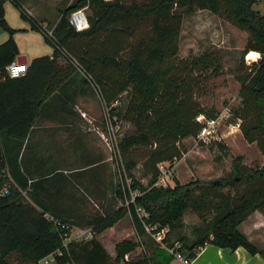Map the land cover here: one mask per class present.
Here are the masks:
<instances>
[{"label":"trees","instance_id":"obj_1","mask_svg":"<svg viewBox=\"0 0 264 264\" xmlns=\"http://www.w3.org/2000/svg\"><path fill=\"white\" fill-rule=\"evenodd\" d=\"M4 1L0 0V28L9 36L0 43V191L6 187L0 192V264H40L49 256V264H119L120 260L121 264H168L173 254L158 243H148L146 254L127 258L136 245L124 240L116 246L112 258L96 235L128 213L139 235L146 234L144 225L167 227L165 242L169 231L177 234L184 226L185 211L202 205L215 209L213 221L196 228L195 238L182 242V252H178L192 259L210 243L230 249L242 246L264 258V249L253 245L238 228L254 210L264 216V182L233 198L218 191L223 181L213 184L220 180L207 184L174 179L173 185L163 187L152 185L154 177L146 186L132 173L141 161L171 160L166 150L202 127L198 121L193 124L184 118L185 75L197 63L177 54L183 15L195 9L217 14L223 5H229L235 24L249 32L244 56L257 52L259 57L250 65L242 61L244 75L239 93L244 108L254 106L256 116L243 135L248 140L254 131L264 135V14L252 8L256 0H74L60 13L52 28L53 38L41 31L52 54L31 59L26 72L15 78L5 69L16 60L19 49L12 37L14 30L4 19ZM11 1L24 18L31 19V27L39 30L20 0ZM85 5L90 11V26L76 31L68 16ZM207 62V58L202 61ZM77 71L92 83L108 109L113 110V103L128 89L134 104L131 127L116 144L124 178L115 187V197L122 205L107 211L106 217L97 215L87 220L92 234L89 239L65 242L67 227L56 225L48 217L73 225L71 221L81 215L73 204L57 198L60 191L54 190L52 198L42 179L29 181L22 149L41 105L48 98V104L57 105ZM218 146L223 148L220 143ZM239 160L236 157L238 165L233 167L239 179L233 181L264 180V168L247 167ZM59 175L53 173L52 179ZM198 190L200 194L196 195ZM136 207H141L147 218L140 219Z\"/></svg>","mask_w":264,"mask_h":264},{"label":"rangeland","instance_id":"obj_2","mask_svg":"<svg viewBox=\"0 0 264 264\" xmlns=\"http://www.w3.org/2000/svg\"><path fill=\"white\" fill-rule=\"evenodd\" d=\"M73 1L20 0L19 2L26 15L33 18L37 25L41 24L46 29L52 30L60 13ZM130 1L127 0V2ZM83 7L89 14L87 5ZM252 8L264 14V0H256ZM3 10L4 19L14 30L12 37L20 50L34 51L41 55L51 52L52 47L44 40L41 29L32 28L31 19L24 18L14 2L5 0ZM248 35L249 32L246 29L235 24L229 5H223L217 14L206 9H195L190 13H184L177 54L180 58L192 59L197 63L185 75L183 91L187 105L184 118L194 124L196 123L195 115L216 117L218 119L217 134L208 145L198 141L199 132L185 137L166 150L165 153L171 160L141 161L132 173L143 185L150 186L151 179L156 177L152 185L157 186V180L163 174L162 171H165L169 185H173L174 179L180 183L197 181L207 184L220 180L225 184L218 191L228 193L235 198L251 186L264 182V180H254V183L233 181L239 179L237 172L233 169L235 165H238L236 157H240L239 162L241 161L247 167L264 168V135L254 131L251 133L250 140L243 135V130L252 125L256 116L254 106L244 108L239 93L244 75V70L240 66L242 61L250 65L254 59L258 58L256 55H259L249 52L244 56L243 49ZM8 36L9 33L0 28V43ZM206 58L208 62L202 63ZM83 77H85L83 73L77 71L73 78L74 82L81 84L83 90L80 99L75 101L73 111L82 117L84 122L74 128L73 125L67 123L60 125L55 121L52 126H55L58 131L56 134L52 133L50 139V147L61 154L59 155L60 168L82 173L80 179L77 180L76 176V179H72L68 184L63 180L51 179L47 186L48 191L52 193L51 197L55 195L54 184L61 185L66 194H63L60 200L69 204L67 201L69 196L72 200H77V197L82 195L86 202L84 204L76 202L80 204V209H86L83 213H89L83 219L71 221L73 225H68L63 233L65 242L84 241L91 237L90 235L86 238L84 235L86 232L91 233V227L81 223L88 222V216H107L109 211L104 212L102 207H99V202L111 207L110 209L122 205L121 202L109 197V189H111V183L116 187L124 178L116 144L131 127L129 120L134 104L132 92L128 89L113 103L114 109H108L99 102L95 87ZM74 82L72 84H75ZM218 143L223 145L222 149L219 148ZM137 155L140 153L138 152ZM88 189L103 191L104 197L98 199L90 195ZM195 193L199 195L200 191ZM78 207L76 209L82 212ZM255 211L258 210L253 212ZM214 217L215 209L211 206L188 208L183 215L184 226L177 234L169 231L164 244L176 251H181L182 242L194 239L197 235L196 228L209 225ZM262 229L257 231L262 232ZM145 232V235H139L130 215L126 213L99 234H103L102 241L112 248L114 253L112 258L116 256V246L120 242L128 240L135 243L134 250L126 254L127 258H132L146 254L148 243H157L149 232L146 230ZM181 237L182 241H179ZM121 262L120 260L119 264Z\"/></svg>","mask_w":264,"mask_h":264},{"label":"crops","instance_id":"obj_3","mask_svg":"<svg viewBox=\"0 0 264 264\" xmlns=\"http://www.w3.org/2000/svg\"><path fill=\"white\" fill-rule=\"evenodd\" d=\"M19 49V48H18ZM255 54H259L257 52H253ZM52 49L50 53L45 55H51ZM24 55L26 58V63H28L31 59L41 56V54H37L34 51H26L19 49V55ZM259 57V55H256ZM256 60V59H255ZM75 75V74H74ZM89 82V80H86ZM75 84L67 85V93L66 95L61 96L57 99V105L48 104L47 101H51L48 98L41 107L39 108L38 115L36 116L34 123L26 137L24 142V146L22 149V153L25 154V171L29 175V181L32 180H43V186H48L49 181L52 179V174L55 172H59L62 175H59L54 180H63L68 184L72 179L77 180L80 179L82 173L74 172V171H65L60 168L59 155H61L58 150L52 149L50 147V139L51 134L58 131L55 126H52L55 121L61 124H69L73 125L74 128H77V125H81L84 122V119L74 113L73 106L75 105V101L81 96L82 89L81 84L74 82ZM91 83V82H90ZM92 84V83H91ZM93 86V85H92ZM97 92V90H96ZM98 95V93H97ZM101 105L104 103L100 99L99 95L97 96ZM80 99V98H79ZM63 121V122H62ZM138 165V164H137ZM136 165V166H137ZM53 171V173H52ZM55 190L60 191L57 198L60 200L63 197V194H66L63 191V187L58 184H54ZM67 187V186H66ZM87 189V188H85ZM90 195L95 196L98 199L104 197V192L99 190L88 189ZM110 194L109 197L111 199H116L115 197V185L109 189ZM67 201L74 206V210L76 213L80 214V219H83L85 215H89V213H83L86 209H80V204H84L86 199L83 198L82 195L77 197V200H72L70 196L67 198ZM78 203H77V202ZM116 201H118L116 199ZM120 202V201H119ZM112 203V202H111ZM99 207H102L104 212L110 211L111 207L104 206L102 202H99ZM97 204V205H98ZM80 209L82 212H79L76 208ZM115 208V207H114ZM94 215V213H93ZM96 216V215H94ZM90 216L87 217L89 219ZM83 222L81 224H84ZM80 226V225H79ZM78 227V226H75ZM264 216L261 212L255 211L251 213L244 221H242L239 225V230L246 236V238L257 248L264 249ZM80 228V227H79ZM258 229H262V232H258ZM79 230V229H78ZM85 233V232H84ZM262 234V235H261ZM85 237H89L92 235L91 233L86 232ZM73 236V233H72ZM103 234H97L96 238L101 242L107 253L113 257L114 253L112 248L105 244L101 237ZM74 238V237H73ZM258 242H260L258 244ZM262 244V245H260ZM185 257V256H184ZM52 258L46 257L40 261V264H45V261H51ZM168 264H264V258L260 253H250L247 249L242 246H238L235 249L219 247L214 244L207 243L202 246L198 251L194 258L190 259L189 263H184L181 259L175 257L173 255L172 259Z\"/></svg>","mask_w":264,"mask_h":264},{"label":"built area","instance_id":"obj_4","mask_svg":"<svg viewBox=\"0 0 264 264\" xmlns=\"http://www.w3.org/2000/svg\"><path fill=\"white\" fill-rule=\"evenodd\" d=\"M103 1H113V0H103ZM69 24L74 28L76 31H84L89 28L90 23L88 20V13L86 12L85 7L78 8L72 11L68 16ZM40 31H44L49 38H53L52 30L46 29L44 25L39 24ZM6 72L10 77H19L23 75L27 70L26 63H19L16 60L11 62L8 66H6ZM195 120L201 123L202 127L197 134L198 141L202 142L205 145L211 143L214 140L217 134V124L218 119L216 117L207 118L203 114H199L195 117ZM163 174L159 177L156 184L157 186L167 187L168 183V175L165 171H162ZM6 192V190H4ZM132 195L137 194V192L131 193ZM135 211L140 219L147 218V213L141 208L136 207ZM52 220L56 225H60V227L65 228L68 224H64L62 222L54 220L52 217H48ZM144 228L147 232H149L155 241L158 243L159 246L166 248L170 253H172L175 257L181 259L184 263H189L190 259L184 257L180 252L174 251L172 248L167 247L163 240L165 234L168 230L167 227H157L154 226H147L144 225ZM52 261V260H51ZM51 261H45V264H49Z\"/></svg>","mask_w":264,"mask_h":264},{"label":"water","instance_id":"obj_5","mask_svg":"<svg viewBox=\"0 0 264 264\" xmlns=\"http://www.w3.org/2000/svg\"><path fill=\"white\" fill-rule=\"evenodd\" d=\"M16 61L19 63H26V58L24 57V55H20L16 57ZM221 181H214L213 184L218 183Z\"/></svg>","mask_w":264,"mask_h":264},{"label":"bare ground","instance_id":"obj_6","mask_svg":"<svg viewBox=\"0 0 264 264\" xmlns=\"http://www.w3.org/2000/svg\"><path fill=\"white\" fill-rule=\"evenodd\" d=\"M251 53H253V52H251Z\"/></svg>","mask_w":264,"mask_h":264}]
</instances>
